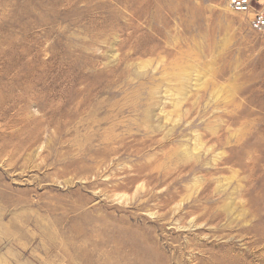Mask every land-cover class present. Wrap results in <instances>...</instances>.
I'll list each match as a JSON object with an SVG mask.
<instances>
[{"label":"rangeland","instance_id":"obj_1","mask_svg":"<svg viewBox=\"0 0 264 264\" xmlns=\"http://www.w3.org/2000/svg\"><path fill=\"white\" fill-rule=\"evenodd\" d=\"M153 263L264 264V32L227 0H0V264Z\"/></svg>","mask_w":264,"mask_h":264},{"label":"built area","instance_id":"obj_2","mask_svg":"<svg viewBox=\"0 0 264 264\" xmlns=\"http://www.w3.org/2000/svg\"><path fill=\"white\" fill-rule=\"evenodd\" d=\"M227 3L233 12L246 16L250 30L264 32V0H227Z\"/></svg>","mask_w":264,"mask_h":264},{"label":"bare ground","instance_id":"obj_3","mask_svg":"<svg viewBox=\"0 0 264 264\" xmlns=\"http://www.w3.org/2000/svg\"><path fill=\"white\" fill-rule=\"evenodd\" d=\"M241 14H242V13H241ZM243 15H244V14H243ZM244 16H245V15H244ZM245 17H246V16H245ZM247 21H248V20H247ZM179 92H180V91H179ZM179 92H178V93H179ZM197 137H198V135H197ZM195 139H196V138H195ZM197 140H198V139H197ZM197 140H196V142H198ZM200 142H201V141H200ZM202 144H203V143H202ZM197 145H200V144H197ZM197 145H196V146H197ZM194 148L197 149V147H194ZM198 148H199V147H198ZM185 149H186V148H185ZM199 149H200V148H199ZM186 150H187V149H186ZM186 150H185V152H184V156H186V157H187L188 155L190 156V154H191L192 152L189 153V152H187ZM193 151H194V150H193ZM197 151H199V150H197ZM193 153H194V152H193ZM184 156H183V157H184ZM194 156H195V154H194ZM195 157H196V156H195ZM173 198H174V197H173ZM171 199H172V198H171ZM199 213H200V212H199ZM202 214H203V213H202ZM202 214H201V215H202ZM201 215H200V216H201ZM199 219H200V218H199ZM213 219H214V216H213ZM196 221H197V220H196ZM197 222H198V221H197ZM197 224H198V223H197ZM212 247H213V246H212ZM213 248H214V247H213ZM144 252H146V251H144ZM202 253H203V252H202ZM206 254H207V253H206ZM200 255H201V254H200ZM204 255H205V254H204ZM204 255H203V257H204ZM197 256H198V255H197ZM149 257H150V256H149ZM198 257H199V256H198ZM198 257H197V259H198ZM205 257H206V256H205ZM224 257H225V256H224ZM153 258H154V257H153ZM206 258H208V257H206ZM203 259H204V258H203ZM201 261H202V259H201ZM203 261H204V260H203ZM152 262H154V261H152ZM155 262H156V260H155ZM225 262H226V261H225ZM198 263H199V262H198ZM202 263H203V262H202ZM153 264H154V263H153Z\"/></svg>","mask_w":264,"mask_h":264}]
</instances>
